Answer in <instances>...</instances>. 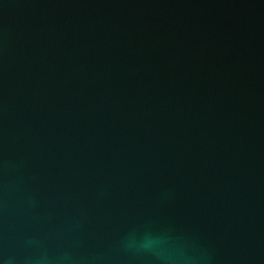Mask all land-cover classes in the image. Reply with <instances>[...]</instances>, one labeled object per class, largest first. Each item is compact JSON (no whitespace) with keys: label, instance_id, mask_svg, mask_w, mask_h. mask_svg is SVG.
Wrapping results in <instances>:
<instances>
[{"label":"water","instance_id":"1","mask_svg":"<svg viewBox=\"0 0 264 264\" xmlns=\"http://www.w3.org/2000/svg\"><path fill=\"white\" fill-rule=\"evenodd\" d=\"M0 264H264V0H0Z\"/></svg>","mask_w":264,"mask_h":264}]
</instances>
